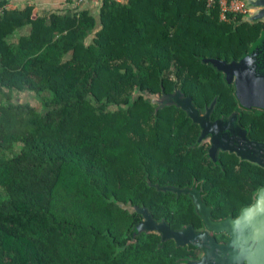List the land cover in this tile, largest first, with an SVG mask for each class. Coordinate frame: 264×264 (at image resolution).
<instances>
[{
	"label": "trees",
	"instance_id": "obj_1",
	"mask_svg": "<svg viewBox=\"0 0 264 264\" xmlns=\"http://www.w3.org/2000/svg\"><path fill=\"white\" fill-rule=\"evenodd\" d=\"M8 3L0 0V264H184L186 248L139 231L145 217L129 210L175 228L195 221L187 194L168 185L194 182L199 128L160 101L180 92L199 111L201 102L216 103L215 116L237 112L234 85L203 59L238 61L264 22H223L200 0H103L97 15L49 16ZM21 93L39 106L16 102ZM226 174L201 176L208 208L222 216L244 206L226 198L244 197L247 184L244 172Z\"/></svg>",
	"mask_w": 264,
	"mask_h": 264
},
{
	"label": "water",
	"instance_id": "obj_2",
	"mask_svg": "<svg viewBox=\"0 0 264 264\" xmlns=\"http://www.w3.org/2000/svg\"><path fill=\"white\" fill-rule=\"evenodd\" d=\"M245 1L255 10V13L245 17L243 22H264V0ZM203 62L212 65L219 72H222L228 84H234L235 95L241 107L264 110V31H262L258 40L252 44L250 50L238 61L233 60L228 63L226 60L208 58L203 59ZM160 104H177L188 113L194 123L201 124L203 135L213 133V136L218 135V138H223L221 136L227 130L232 136H235L237 133H242L244 136L246 133V131L237 126L236 116L230 122L218 120L215 123H211L209 120L210 111L204 117H201L200 111L194 106L192 99L181 97L180 92H177L173 99L167 98L160 101ZM218 138L213 140L212 153H216L215 151L218 149ZM221 149L227 150L229 148L222 147ZM232 151H236L241 158L248 159L244 152L238 149H233ZM262 165L264 166V164ZM171 190L178 194L182 191L185 194L192 193L189 190ZM194 204L198 212L201 211L203 213L207 226L216 231L225 230L232 237L228 246L221 247L228 254V258L223 261L224 264H243V262L264 264V189L260 191L256 202L251 207L243 209L236 220H227L213 224L210 220V210L202 203L199 194L195 198ZM129 210L130 212L137 211L145 217L144 221L138 225L139 231H157L162 234L163 241L174 239L178 246H185L187 244V242H184V238L191 235V228L183 232L174 231L165 223L157 224L150 215H146L148 214L146 209L130 208ZM207 260H204V264H208Z\"/></svg>",
	"mask_w": 264,
	"mask_h": 264
},
{
	"label": "flooded vegetation",
	"instance_id": "obj_3",
	"mask_svg": "<svg viewBox=\"0 0 264 264\" xmlns=\"http://www.w3.org/2000/svg\"><path fill=\"white\" fill-rule=\"evenodd\" d=\"M215 105L216 103H211L210 106H202V103L200 102V116L204 117L208 111H210L209 120L211 123H215L218 120L222 122H230L231 119L236 116V124L242 130L246 131L245 135L243 136L242 133H237L235 136H232L228 130L221 136L223 138H218V135L213 136V133L203 135V128L201 124L199 125L195 123V125L199 128V135L196 139V145L198 146L200 153V164L197 167L198 173L193 175L195 179L192 183H176L173 184L174 186L168 185V187H174V189H181L182 187L188 185L182 189L192 192L187 194V197H189L193 205L195 206L194 201L199 194L202 203L208 207L207 202L204 200L203 178L201 177L204 169L215 171L217 175H220V171L221 174L227 175L226 172L231 169H236L240 173L244 172L246 174L245 178L247 183L245 196L242 198L237 196L233 198H226L229 201L232 200V202H234V200H242L241 204L244 206L238 212L230 210L226 213L227 215L224 216L210 211V220L213 224L221 223L227 220H236L239 218L241 211L245 208L251 207L256 202L260 191L264 189V166L262 165L264 164V110L258 108L245 109L239 107L237 112H232L228 116H215ZM216 138H218V149L215 151L216 153H212L213 140ZM222 147H227L229 149L223 150L221 149ZM233 149H238L241 152H244L248 159L241 158L236 151H232ZM234 157L238 159V162L235 160L236 158L234 159ZM224 160H226V162L234 163L236 166L222 165L221 162ZM212 162H214L215 165L212 164ZM253 166H256L258 169ZM254 175L256 176V179L252 180ZM193 192L198 194H194ZM152 219L156 221L154 218ZM194 220V222H189L180 228L173 227L169 222L156 221V223H165L168 227H170V229L178 232H183L191 228V235L184 238V242H187V244L185 246H180L187 249V251H185L186 258H184V261L182 260L184 264H204V260L206 259L209 260L206 261L208 264H224L223 261L228 258V254L225 253L221 247H226L231 242L232 237L229 232L225 230L216 231L215 229H211L205 224L204 215L201 211H195ZM143 221L144 219L141 223ZM155 232L160 234L162 237L161 233L157 231ZM169 240L176 243L174 239ZM243 264L250 263L243 262Z\"/></svg>",
	"mask_w": 264,
	"mask_h": 264
},
{
	"label": "crops",
	"instance_id": "obj_4",
	"mask_svg": "<svg viewBox=\"0 0 264 264\" xmlns=\"http://www.w3.org/2000/svg\"><path fill=\"white\" fill-rule=\"evenodd\" d=\"M124 4L128 0H118ZM27 6H36L38 12L42 16H49L55 12H65L71 10L73 12L81 10H91L93 14H98V2L91 0H9L8 9H24ZM255 11V10H254Z\"/></svg>",
	"mask_w": 264,
	"mask_h": 264
},
{
	"label": "built area",
	"instance_id": "obj_5",
	"mask_svg": "<svg viewBox=\"0 0 264 264\" xmlns=\"http://www.w3.org/2000/svg\"><path fill=\"white\" fill-rule=\"evenodd\" d=\"M94 2H102L103 0H91ZM207 4L209 9L217 8L220 19L223 22H229L230 15L245 18L255 13L245 0H200Z\"/></svg>",
	"mask_w": 264,
	"mask_h": 264
},
{
	"label": "rangeland",
	"instance_id": "obj_6",
	"mask_svg": "<svg viewBox=\"0 0 264 264\" xmlns=\"http://www.w3.org/2000/svg\"><path fill=\"white\" fill-rule=\"evenodd\" d=\"M15 101L16 102H29L33 106H39V101H38L37 97L34 94H31V93L16 94ZM0 193H1V190H0ZM2 195L4 196V194H2ZM231 202H232V200H231ZM227 211H228V209H227Z\"/></svg>",
	"mask_w": 264,
	"mask_h": 264
}]
</instances>
